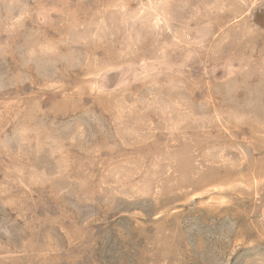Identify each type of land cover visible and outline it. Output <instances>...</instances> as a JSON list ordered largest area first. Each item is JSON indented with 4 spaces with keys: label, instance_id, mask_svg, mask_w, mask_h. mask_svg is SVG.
<instances>
[{
    "label": "rangeland",
    "instance_id": "obj_1",
    "mask_svg": "<svg viewBox=\"0 0 264 264\" xmlns=\"http://www.w3.org/2000/svg\"><path fill=\"white\" fill-rule=\"evenodd\" d=\"M0 264H264V0H0Z\"/></svg>",
    "mask_w": 264,
    "mask_h": 264
}]
</instances>
